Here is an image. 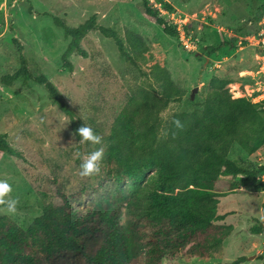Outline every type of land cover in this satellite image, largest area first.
Returning <instances> with one entry per match:
<instances>
[{"label": "rangeland", "instance_id": "rangeland-1", "mask_svg": "<svg viewBox=\"0 0 264 264\" xmlns=\"http://www.w3.org/2000/svg\"><path fill=\"white\" fill-rule=\"evenodd\" d=\"M146 1L154 10L156 4L162 12H166V7L181 17L197 16L198 22L188 20L187 25H192L195 36L202 39L201 49L193 54L183 51L178 44L180 38L165 35L162 27L145 14L143 0H0V78L18 70L19 55L25 59L31 77L26 82L18 80L11 87H4L0 82V135L5 134L9 145L25 159L0 154V180H7L13 188L12 196L19 197L17 213L0 212V216L27 228L42 213L39 192L62 191L76 195L77 207L91 203L105 208L108 204H117L119 222L131 237V264L139 263L158 223L148 213V191L154 171L148 172L140 182L124 181L116 185L106 174L107 141L103 134L109 132L127 96L144 77L120 58L111 40L97 32L88 34L80 42L87 58L73 52L67 58L72 71L63 69L61 56L70 40H65L62 32L54 27L52 18H60L68 26L76 27L96 15L99 25L113 28L120 36L126 29L140 35L149 48L145 58L150 59L144 65L140 63L142 69L147 71V67L157 63L168 69L175 84L186 91L181 101L170 102L162 113L167 121L175 113L198 108L212 77H229L238 82L239 73L256 69L252 49H240L236 45L232 50L227 44L220 45L222 35L216 30L223 27L239 37L248 36L257 28L255 18L259 12H264V0ZM216 46H220L217 54L208 55L209 49ZM217 61L223 63L214 68ZM40 76L58 89L63 100L86 125L102 130L103 145L80 144L74 138L69 119L50 102L43 87L33 81ZM194 88L197 91L191 97ZM101 146L105 148L101 173L82 178L79 175L81 160L75 159L73 153H89ZM229 158L249 168L262 166L264 146L253 155H247L234 144ZM243 178L237 176L236 180L241 182ZM219 201L218 209L232 210L235 212L232 214L241 215V220L251 225L247 214L257 215L259 207L263 208L264 192L251 193L248 188ZM232 214L226 223L237 219ZM230 236V248H221L209 263L179 264H230L240 257H245L242 264H264V226L263 232L254 238L245 227ZM42 264H83V259L67 254Z\"/></svg>", "mask_w": 264, "mask_h": 264}, {"label": "trees", "instance_id": "trees-1", "mask_svg": "<svg viewBox=\"0 0 264 264\" xmlns=\"http://www.w3.org/2000/svg\"><path fill=\"white\" fill-rule=\"evenodd\" d=\"M143 6L145 14L162 27L165 35L178 39L177 32L164 24L146 0ZM262 13L255 18L257 27ZM52 23L65 40H70L61 56L63 69L72 71L67 58L73 52L87 58L80 42L97 32L111 40L120 58L144 77L127 96L107 134L90 126L98 135L105 136L106 174L116 185L140 182L154 171L150 177L148 213L158 223L138 264L209 263L233 231L232 226L223 224L229 214H219V199L239 187L250 188L251 192L264 188V165L249 168L229 158L234 144L247 155L264 146V101L252 104L246 98L233 99L227 88L233 80L212 77L198 108L175 113L164 121L162 113L170 102L181 101L186 91L175 84L165 67L155 63L147 71L142 69L150 59L145 58L149 48L140 35L126 29L120 36L113 28L99 25L96 15L76 27L57 17L52 18ZM220 43L234 50L236 40ZM201 44L199 38L197 52ZM219 48L212 47L207 54H217ZM18 61L17 71L0 78L2 86L11 87L18 80L26 82L31 78L22 55ZM33 81L43 87L50 102L69 119L70 130L79 141L75 133L86 125L84 120L44 76ZM173 119L184 121L185 130L176 139H163L161 130L171 129ZM0 154L25 160L21 152L9 145L5 134L0 135ZM237 176L244 178L238 182ZM38 198L43 204L42 213L27 228L0 216V264H42L67 254L81 257L83 264L132 263L131 237L119 222L117 204L105 208L91 203L77 207L78 197L62 191L39 192ZM262 228L261 223L255 222L250 232L259 235ZM244 262L245 257H240L230 264Z\"/></svg>", "mask_w": 264, "mask_h": 264}, {"label": "built area", "instance_id": "built-area-1", "mask_svg": "<svg viewBox=\"0 0 264 264\" xmlns=\"http://www.w3.org/2000/svg\"><path fill=\"white\" fill-rule=\"evenodd\" d=\"M152 4V3H151ZM161 7L160 2L158 3ZM155 10L162 17L164 24L167 27L174 29L178 34V39L180 38L181 49L187 53H194L198 50L199 38L195 36V32L191 30L192 25L189 24L188 20L191 22H198L197 16L192 18L188 15H183L181 17L175 10H168L164 7L166 12H162L154 4ZM169 17V19H168ZM188 17V18H187ZM182 19V20H181ZM201 21L205 22V16L201 18ZM190 22V24H191ZM188 28L189 31H187ZM222 35V40L220 42L229 41L232 38L236 40V44L240 49L250 48L254 51V58L256 60L257 67L254 71H245L239 73L237 84L230 83L227 87L231 97L233 99L246 98L252 104L261 103L264 101V12L258 22L257 30L244 37H239L232 30H227L223 27H219L216 30ZM223 63L217 61L214 63V68H218V64ZM234 83V82H233Z\"/></svg>", "mask_w": 264, "mask_h": 264}, {"label": "clouds", "instance_id": "clouds-1", "mask_svg": "<svg viewBox=\"0 0 264 264\" xmlns=\"http://www.w3.org/2000/svg\"><path fill=\"white\" fill-rule=\"evenodd\" d=\"M171 129H162L161 137L168 139H176L178 134L185 130L186 123L180 119L171 121ZM75 135L80 137V144L103 145V137L98 135L92 127L87 125L80 126ZM105 148L103 146L96 148L89 153L75 151L73 156L75 159L81 160L79 175L82 178H90L99 175L102 170V162L104 160ZM13 188L7 180H0V212L14 215L18 211L19 197L12 196Z\"/></svg>", "mask_w": 264, "mask_h": 264}, {"label": "crops", "instance_id": "crops-1", "mask_svg": "<svg viewBox=\"0 0 264 264\" xmlns=\"http://www.w3.org/2000/svg\"><path fill=\"white\" fill-rule=\"evenodd\" d=\"M233 83V82H232ZM235 83V82H234ZM264 165V164H263ZM258 166V165H257ZM260 166V165H259ZM244 190H246V189H244L243 187H239L234 193H232V194H235V193H237V192H239V191H244ZM261 191V193L262 192H264V188L262 189V190H260ZM251 193H255V192H251ZM232 194H228V195H232ZM228 195H226V196H228ZM225 196V197H226ZM223 198V197H222ZM222 198H220V199H222ZM219 204H220V201H219ZM218 204V205H219ZM264 210H263V208H262V206H260L259 207V209L257 210V215L254 213V214H247L250 218H251V225H249V221H247V220H245V222L244 221H242L241 219H242V217H241V215H237V214H232V213H235L234 211H232V210H228V209H223V210H220V209H218V212H219V214H221V215H225V214H229L228 216H230L231 214H232V216L233 215H235V217L237 216V219H235L233 222H229V223H226V220H227V217L225 218V220H224V222H223V224H225V225H230V226H232L233 227V231H232V233H231V235H235V234H237L238 232H240L244 227H245V230L247 229V232L250 234V236H251V238H254L255 236H258V235H253V234H251V232H250V228L253 226V224L255 223V222H257V224L258 223H261V225L262 226H264V223H263V220H264V212H263ZM231 213V214H230ZM262 232H263V228H262ZM260 235V234H259ZM231 236H229L223 243H222V245L220 246V248H219V250L218 251H220V249L221 248H230V246H231V243L229 242V238H230Z\"/></svg>", "mask_w": 264, "mask_h": 264}, {"label": "water", "instance_id": "water-1", "mask_svg": "<svg viewBox=\"0 0 264 264\" xmlns=\"http://www.w3.org/2000/svg\"><path fill=\"white\" fill-rule=\"evenodd\" d=\"M196 91H197V88H194V89L192 90V96H191V97H193V94H194Z\"/></svg>", "mask_w": 264, "mask_h": 264}]
</instances>
